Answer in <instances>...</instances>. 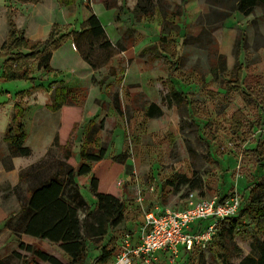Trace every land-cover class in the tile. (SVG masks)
I'll return each instance as SVG.
<instances>
[{
  "label": "rangeland",
  "instance_id": "rangeland-1",
  "mask_svg": "<svg viewBox=\"0 0 264 264\" xmlns=\"http://www.w3.org/2000/svg\"><path fill=\"white\" fill-rule=\"evenodd\" d=\"M10 1L0 0V46L5 41L6 18L12 14L9 10L6 11V8H10ZM108 1L111 5H117L112 13L115 16L113 23H107L111 14L103 11L104 4L94 0V8L106 25L108 36L114 38V54L109 60L94 69L88 79V73L78 62L71 43H68L60 48L53 62L54 66L67 67V70L56 75L59 82L85 91V99L80 105L72 106L66 114L68 121L72 118L74 121V129L67 139L72 157L65 159L66 148L53 144L44 157L34 164L40 167L32 170V174L26 179L20 180L22 184L8 186L4 190V194H11L21 209L22 200L28 197L30 186L39 179L60 173L64 181L67 170L78 167L79 147L89 123L98 125L103 121V129L88 146L93 150L105 147L106 159L100 163L90 162V165L100 180L99 189L108 192L114 187V191L121 195L127 206L125 218L116 230L111 229L99 240L86 243L87 256L82 264H102L97 262L96 256L103 246L112 249L109 259L103 264H111L120 248L121 235L128 232L133 239H139L144 214L149 210L158 211L164 207L182 209L190 199L197 201L213 196L222 198L233 192L241 196L242 208H252L248 198L249 190L257 183L264 185V168L256 166L250 155L246 154L247 149L255 147L261 137L260 131L264 129V82H260L262 72L257 70L256 65L261 58L252 51L258 50L260 46L264 47L262 9L256 7L247 16L233 11L229 18L211 32L218 45L221 30L228 28L232 32L236 31L231 62L229 65L226 62V70L219 69L214 77L210 70L213 63L210 57L212 46L208 50L206 47L183 44L185 37L198 36L202 29L209 28L204 22L210 11V0H154L156 6L153 13L140 17L135 16L131 9L125 12L126 5L119 6L118 0ZM82 3L88 7L90 1ZM118 21L123 23L119 24ZM165 21L169 23L166 25L169 28L167 33L162 29ZM123 26L124 33L130 35L128 48L134 42L140 43L141 47L152 45L161 34H166L179 49L178 59L173 58L175 66H171L170 56L164 58L156 52L153 54V51L136 54L138 62L133 67L132 58H117L120 51L116 50V38ZM181 29L184 33L178 34ZM69 34L62 32L56 35L54 42L43 46L41 51L54 50L57 45L67 41ZM88 42L86 40L82 43L86 49L84 53L89 55L92 62H101L106 52L96 46L90 49ZM236 51L239 52L237 59L242 64V78L240 88L230 90L229 78L233 74ZM15 52L8 54L6 62L0 60V77L3 68L6 65L13 66L18 59ZM152 54L158 58L154 59ZM21 63L42 83L43 91L48 92L51 85L57 82L45 84L48 79L43 74V69L38 68L37 58L23 59ZM92 77L97 83L91 81ZM92 84L100 89L99 94L92 88L88 90ZM172 84L176 90L184 91L187 100L191 101V105L182 111H178L174 103L165 98ZM29 86V83L24 84L22 80L0 79V90L7 89L13 97L15 92ZM2 92L4 91H0ZM78 97L79 95L76 96ZM152 98L158 99L159 105L164 109L159 117L149 118L144 113ZM47 108L50 109L49 106ZM235 110H241L244 115L243 126L237 133H233L230 127L231 114ZM257 122L261 124L260 127L256 126ZM15 125L16 122L12 121L13 128ZM117 155L120 158L114 160L113 157ZM9 161L10 158L7 157L5 165H9ZM175 173L188 177L193 188L180 184L177 190L169 187L167 192H161L162 184ZM91 176H75L88 203L91 195L88 182ZM79 216L83 217L82 211H79ZM233 219H236L237 224L229 238L226 228ZM258 220L255 214L238 213L220 225L205 247L186 254L179 249L173 260L170 253L159 252L152 264H199L200 255L205 264H221V255L238 264L243 257L252 254L253 239L264 238V228ZM21 239L53 254L63 263L69 261L68 256L55 243L25 237ZM10 246L7 245L4 252H9ZM14 248L18 249V246L14 245ZM2 251L1 249L0 253ZM20 252L31 260L28 252ZM4 260L6 264H23L13 256ZM30 264L48 263L36 260Z\"/></svg>",
  "mask_w": 264,
  "mask_h": 264
},
{
  "label": "trees",
  "instance_id": "trees-1",
  "mask_svg": "<svg viewBox=\"0 0 264 264\" xmlns=\"http://www.w3.org/2000/svg\"><path fill=\"white\" fill-rule=\"evenodd\" d=\"M24 2H37L38 0H20ZM64 4H71L74 0H60ZM210 11L207 14V19L204 24L209 25V28L202 29L198 36H188L183 40V44H192L198 47L210 48L212 46L210 57L213 60L210 68L214 77L217 76L219 69L226 70V57L218 52L217 42L212 38L211 32L216 29L225 19L229 18L233 11H237L244 16L253 13L256 7L262 9V17L264 19V0H210ZM104 6L109 9L117 5H111L108 0L104 1ZM156 3L154 0H137L133 7L135 16H149L153 13ZM9 31L6 42L0 47V57L8 56L9 53L16 51L15 67L5 66L4 71L0 77L2 80L23 79L30 82L34 81L30 77L29 68L21 63L23 59L37 58V66L46 72L52 70L50 66L51 51L42 52L41 48L48 43H53L55 33L52 31L47 39L42 41H31L23 37L15 27V24L10 16L7 18ZM163 32H169L168 22L163 23ZM72 40L74 46L82 56V58L89 64L92 69H97L104 65L109 58L114 54L113 44L106 34V30L98 17L91 14L86 22L84 28L80 31L72 33ZM88 42L90 49L97 47L99 50L106 52L105 58L98 63H94L89 58V55L84 53L86 49L83 48V41ZM130 35L124 33L121 39L116 43V50L122 51L129 47ZM174 43V45H172ZM23 50L27 52L24 53ZM147 51H154L156 53H166L171 60V66H175L176 62L173 58L178 59L179 49L176 43L168 39L166 34L161 35L157 42L151 46L144 48L141 54ZM239 52L235 54V64L233 66L232 77L229 78L231 85L230 90H238L239 83L242 78V64L238 61ZM8 58L6 59V61ZM5 61V62H6ZM175 62V63H174ZM92 82L97 83L94 77ZM253 95L252 93H250ZM79 95L78 98L76 96ZM165 98L172 101L177 107L178 111L187 108L191 105V101L187 100L184 91H178L173 86L169 88ZM85 99V91L83 88H73L60 86L54 89L53 102L50 109L53 111L60 109L62 106H69L64 111L62 124L58 134L54 138V145H62L66 148L64 158L72 157V152L69 148V141L67 140L74 129V121L67 120L66 114L72 106L80 105L81 101ZM264 105V104H263ZM147 117H159L163 111L159 105L154 102H149L144 109ZM22 109L16 108L12 121L16 122V131L12 127L7 129L4 140L8 144L9 158L12 156H28L31 153L29 147L24 146L25 132L23 125L20 122ZM76 115V114H75ZM75 117V116H74ZM244 117L241 110H235L231 114V129L233 133H237L242 128V118ZM257 122L256 126L260 127ZM104 127L103 121L98 125L90 122L86 135L79 147L80 161L78 167H73L67 170L64 181L61 179L60 173L49 175L43 179H39L37 183L29 188V194L26 199L22 200L21 213L16 218H10L6 225L16 234L23 233L32 237L47 239L55 243L68 256L69 261L63 263L54 255L45 250L35 247L31 244L20 242L18 247L21 250L28 252L31 255V260L23 256L17 251H13L11 256L18 258L23 264H30L36 260L47 262L49 264H82L84 258L87 256L86 243L88 241H97L104 237L107 232L120 225L125 218L126 204L118 192L114 191V187L108 192H103L99 189L100 180L92 171L90 162L100 163L106 159L105 147H97L96 150L90 149L89 143H93L97 133ZM260 138L257 140L254 148L247 149L246 154L254 161L258 167L264 168V129L260 131ZM59 139L62 143L60 144ZM66 139V141H64ZM120 155L114 156L117 160ZM9 168L10 165H5ZM34 164L20 173V180L26 179L32 174V170L39 168ZM102 168V167H101ZM92 175L88 182V190L93 198H90L88 203L81 193V186L76 182L75 176ZM180 184L191 185V180L183 174L175 173L171 178H168L161 186L162 191L168 190L169 187L177 190ZM248 198L252 208H241L239 213L241 215H249L252 213L259 218L258 222L262 223L264 228V185L257 183L250 190ZM79 211L83 212V217L79 216ZM236 219L230 221L226 228V234L229 238L232 237L233 230L236 227ZM111 240V239H110ZM252 254L246 255L238 264H264V238L255 237L251 244ZM112 249H107L103 246L100 253L96 256L99 263H105L110 255ZM221 264H235L230 262L225 256L221 255ZM0 264H6L5 260H0ZM199 264H205L204 258L200 255Z\"/></svg>",
  "mask_w": 264,
  "mask_h": 264
},
{
  "label": "crops",
  "instance_id": "crops-1",
  "mask_svg": "<svg viewBox=\"0 0 264 264\" xmlns=\"http://www.w3.org/2000/svg\"><path fill=\"white\" fill-rule=\"evenodd\" d=\"M89 6L87 7L82 3L81 0H74L71 4H64L60 2V0H38L37 2H24L20 0H11L8 3V7L6 8V11L9 10L12 14L11 18L15 24L16 30L23 35L24 38L31 40V41H42L48 38L50 33L53 31L56 35L61 34L62 32H68L69 37L66 38L67 41L63 42L59 46L57 45L54 50H51V58H50V66L52 68L51 71L46 72L43 70V74H45L48 79V82H55L54 85H51L52 87L48 90V92L43 91L41 89L42 83L38 81V79H35L34 76L31 75L30 77L34 78L33 82H30L28 80L23 79H15V80H22V82L25 84L26 82L30 84L29 87H23V89L15 92V96L13 97L12 94L7 90L1 89L0 91H4L0 93V150L2 153V156L0 157V250L2 249V253H0V260H4L7 257L11 256V253L13 251H17L21 253V249L14 248V245L18 246L20 242H24L26 244H31L28 241H24L21 239V237L30 238V239H40L36 237H32L23 233L16 234L13 232L7 225L6 222L10 218H16L20 213L21 209L18 207V203L16 200H13V198L10 195L4 194L5 187L8 186H16L18 184H22L20 181V173L22 170L30 167L31 165L39 162L47 152L49 148H51L54 142L55 136L58 134L60 126L62 124L63 114L64 111L69 108V106H62L60 109L52 111L47 108V106L50 107V105L53 102V93L54 89L56 87L65 86V87H72L69 86L63 82H59L57 80L56 75L60 72H63L67 70L66 66H63L62 68L59 66H54V60L56 57L57 52L60 50V48L68 43H71L72 50L74 51L78 62L82 65V68L86 70L90 78L91 74L94 72V69H92L89 64L82 58L76 47L74 46L73 40H72V33L80 31L85 26V22L87 18L91 14H95L102 25L104 26L107 33L106 25L102 22L100 19L98 13L96 12L94 8V0H89ZM105 0H98L99 3L104 4ZM137 0H118V5L123 6L126 5L124 8V11L127 12L128 9H133L134 5L136 4ZM103 5L101 6V10H103ZM106 8V7H105ZM105 13H110L111 17L109 18L107 23H113L114 22V11L115 7L105 9ZM7 13V12H6ZM6 18V17H5ZM113 20V21H112ZM119 22V21H118ZM7 28H5V34L4 38L5 41L8 38V31H9V25L6 18ZM123 21H120L119 24H122ZM229 27V26H228ZM125 27H122V30L117 36V42L121 39L123 33H124ZM4 32V31H3ZM236 31L232 32L230 29L226 28L221 30V33L219 34L218 39V46H219V53L226 56V62L229 65L232 59L233 55V43L236 37ZM184 31L181 29L178 31V34H183ZM164 35V34H161ZM160 35V36H161ZM159 36V37H160ZM108 38L113 42L112 40L114 38L109 37ZM4 42L1 44V46L4 44ZM136 43V44H135ZM113 44V43H112ZM140 43L134 42V45H132L130 48H127L126 50H122L118 52L116 55L117 58H132V67L137 64L138 61H136L135 55L138 53H141V51L148 47L146 45L142 46L139 45ZM154 44V43H153ZM152 44V45H153ZM0 46V47H1ZM151 46V45H149ZM255 54H258L260 56L261 60L257 65V70L259 72H262V77L260 82H264V47L260 46L257 49H253ZM24 53H26V50H23ZM152 52V51H150ZM153 54L155 52L153 51ZM154 59H157L158 56L153 55ZM158 55H161L165 58V56H169L166 53H158ZM249 55L251 53L249 52ZM7 56L0 57L1 61H5ZM15 63L13 64V67H15ZM65 69V70H64ZM4 71V68L2 70V73ZM2 75V74H1ZM54 80V81H53ZM42 81V80H41ZM43 80L42 82H44ZM92 81V78H91ZM173 86V84H172ZM171 86V87H172ZM97 90V94H99L100 89L97 86H94L92 84L90 87H88V90L90 89ZM23 93V94H20ZM89 94V91H88ZM154 94H157L154 92ZM159 95V94H158ZM156 95H154L155 97ZM88 100V96L86 98V101ZM158 99L152 98L150 102H154L157 105H159ZM175 105V104H174ZM160 106V105H159ZM162 111H164L163 107L160 106ZM16 108L23 109L20 122L23 125V130L25 132V139H24V146L29 147L31 150V153L28 156H12L10 157L9 161V168H6L5 161L6 158L9 157V148L7 142L4 140L5 132L9 127H12V117L14 115V112ZM234 112V111H233ZM153 118V117H152ZM16 127V125H15ZM15 127L13 130L15 131ZM62 140L59 139L60 144H64L65 142H61ZM66 141V139L64 140ZM107 153L105 154V156ZM74 169H76L74 167ZM161 192H167V190H163L161 188ZM121 196V195H120ZM23 198V197H21ZM90 198H93L92 195H90ZM21 203V201H19ZM126 204V203H125ZM127 206V204H126ZM19 209V210H18ZM19 211V212H18ZM209 223L208 220H201L197 223H193L190 225V227L186 231H198L204 229L207 224ZM121 225V224H120ZM118 225V226H120ZM117 226V227H118ZM117 227L112 228V230H116ZM111 231V229L109 230ZM107 235V234H106ZM112 239V238H110ZM46 240L50 242L47 239H41ZM138 239H133V241H137ZM52 243V242H51ZM117 243H120V239H118ZM12 244H14L12 246ZM7 245H11L9 248V252H4ZM184 251V254L191 253L193 251H185L182 247L180 250ZM163 252V251H159ZM157 252V254L159 253ZM165 252H163L164 254ZM51 254V253H50ZM53 255V254H52ZM57 258V257H56ZM49 264V263H48Z\"/></svg>",
  "mask_w": 264,
  "mask_h": 264
},
{
  "label": "built area",
  "instance_id": "built-area-1",
  "mask_svg": "<svg viewBox=\"0 0 264 264\" xmlns=\"http://www.w3.org/2000/svg\"><path fill=\"white\" fill-rule=\"evenodd\" d=\"M82 1L87 3L88 0ZM241 208L242 198L233 192L222 198L190 199L182 209L149 210L144 214L139 239L133 241L130 233H123L111 264H152L159 251L170 253L173 260L181 247L185 251L201 249L220 225L235 217ZM201 220L209 221L204 229L186 231L191 224Z\"/></svg>",
  "mask_w": 264,
  "mask_h": 264
}]
</instances>
